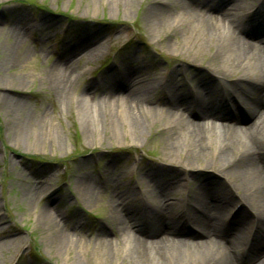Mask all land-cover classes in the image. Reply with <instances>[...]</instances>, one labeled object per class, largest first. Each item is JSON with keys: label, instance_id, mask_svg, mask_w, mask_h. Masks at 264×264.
I'll return each mask as SVG.
<instances>
[{"label": "rangeland", "instance_id": "obj_1", "mask_svg": "<svg viewBox=\"0 0 264 264\" xmlns=\"http://www.w3.org/2000/svg\"><path fill=\"white\" fill-rule=\"evenodd\" d=\"M191 1L0 0V264H118L125 255L123 232L107 216L110 211L115 215L118 190L114 181L105 189L104 172H115L117 177L141 161L161 181L164 175L180 177L182 168H156L167 163L162 149L173 134L159 141L157 133L163 128L159 126L167 119L162 110L168 106L161 89L154 92L160 106L145 115L140 134L133 132L127 117L100 104L104 94L119 83L127 68L138 70L142 81L178 69L173 89L188 92L204 66L214 72L206 81L219 82L235 94L237 88L226 83L224 75L227 79L246 72L220 66L221 47L210 36L207 20L201 21L203 33L190 22H171ZM226 1L212 0L220 11L234 3L246 7L240 35L264 41L259 31L263 13L252 7L264 6V0ZM195 40L201 42L200 50L193 49ZM65 69L70 75L67 84L56 73ZM141 79L133 80L132 86L140 85ZM83 97L97 105L94 123L92 112L80 121L86 111ZM230 103L221 114L231 115L234 110L238 126H249L247 112L252 106ZM213 138L209 135L206 144H216ZM209 160L206 156L202 164ZM204 171L197 179L216 176L220 195H225L223 180L239 188L224 173ZM127 179L121 183L138 192ZM193 182L183 180L175 197L164 199H169L172 210L179 211L187 195L200 190ZM130 201L132 207L157 208L162 203L142 195ZM144 220L142 215L137 222ZM107 223L113 225L112 232L105 228ZM243 226L236 227L249 243L253 227ZM101 231L116 242L117 250L105 254L96 241ZM190 232L186 229V235ZM127 257L131 264H142L132 254Z\"/></svg>", "mask_w": 264, "mask_h": 264}, {"label": "bare ground", "instance_id": "obj_2", "mask_svg": "<svg viewBox=\"0 0 264 264\" xmlns=\"http://www.w3.org/2000/svg\"><path fill=\"white\" fill-rule=\"evenodd\" d=\"M252 7H256V11L259 8L264 18L262 3ZM183 8L171 22H190L203 33L206 30L201 21L207 20L208 30L212 32L210 36L221 47L220 66L224 70L240 68L246 72L227 79L222 74L226 83L237 88L238 94L220 86L219 82L206 81L208 75L214 72L204 66L199 67L203 74L200 73L194 79L196 85L188 92L173 89V82L180 75L178 69L164 72L160 78L152 77L142 81L138 70L127 68V73L118 77L119 83L112 89L108 88L100 104H107L120 116L127 117L135 134L142 133L145 115L160 106V102L154 98V92L158 89L163 91L164 103L167 102L168 106L162 111L167 113V119L163 126H159L163 127L157 133L159 141L166 139L169 133L173 134L170 136V143H165L162 149L167 165L159 164L156 168H182L180 177L174 173L170 177L164 175L160 181L156 179L157 174L152 168L143 167L142 162L138 161L137 167L118 173L117 177L115 172L108 170L104 172L103 178L101 176L105 189L111 188V181H114V189L118 190L114 195L112 209L115 215L111 211L112 214L107 213L123 232L122 250L125 255L120 256L118 264H131L128 254L135 256L142 264H147L148 261L151 264H264V41L248 40L240 35L244 24L242 11H247L240 4L234 3L228 10L220 11L212 0H193ZM259 31L264 33V25ZM191 43L193 49L200 50L202 47L198 40ZM56 73L64 84L70 81L66 69ZM135 79H141L138 81L140 85L136 87L132 86ZM184 85L186 87L185 83L181 84ZM165 90L171 92L166 94ZM83 100L86 111L80 114V121L83 122V118L92 112L94 123L97 105H90L86 97ZM232 101L252 106L247 112L249 126H238L240 119H237L234 110L231 115L221 114L220 110L228 107ZM209 135L214 137L212 142H218L206 144ZM175 152L178 155L176 157ZM206 156L212 161L202 164ZM126 164L131 163H124ZM205 169L224 173L239 188L229 187L223 180L227 197L220 195L216 176L203 175L201 179H197L204 174ZM139 176L142 178L138 180ZM127 177L135 188H139L138 192L128 184L121 183ZM183 180L196 181L193 183L200 190L188 194L181 204L182 208L174 211L170 208L169 199H164L175 197ZM242 183H245V188ZM82 190L86 195V190ZM90 195L89 193L88 196ZM137 195L153 196L162 203L157 208H148L144 204L132 207L130 200ZM229 199L234 200L231 202ZM237 204H240L239 207L231 214ZM142 215L146 216V220L138 223L137 220ZM243 225L253 227V238L249 243L244 238L242 229L236 227L243 228ZM104 226L112 232L113 225L107 223ZM186 229L191 231L189 235H186ZM104 233L101 231L96 241L104 248L105 254L117 250L114 247L116 242L114 244ZM90 257L87 256V262L92 260Z\"/></svg>", "mask_w": 264, "mask_h": 264}]
</instances>
